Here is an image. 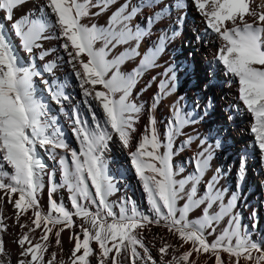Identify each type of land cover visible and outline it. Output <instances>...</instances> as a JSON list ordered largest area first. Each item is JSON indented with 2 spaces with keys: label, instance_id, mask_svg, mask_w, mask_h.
I'll return each instance as SVG.
<instances>
[{
  "label": "snow or ice",
  "instance_id": "snow-or-ice-1",
  "mask_svg": "<svg viewBox=\"0 0 264 264\" xmlns=\"http://www.w3.org/2000/svg\"><path fill=\"white\" fill-rule=\"evenodd\" d=\"M25 3L27 0H0V11L4 12V19L11 22L10 33L0 23V192L13 204L16 223L28 229L16 241L21 249L16 264H91L93 256L97 264H197L202 254L214 257L215 264H241L242 260L244 264H264V241L252 240L242 229L239 215L234 213L237 194L233 193L225 203L227 190L219 187V170L205 181L212 159L211 146L205 148V141L201 140V150L186 161L193 168L187 175H182L183 166L176 168L173 164L176 137L182 135L185 126L195 123L191 114L174 105L172 119L161 139L154 110L175 90L174 72L170 78L161 80L149 109L148 125L135 150L129 152L151 214L140 212L130 198L111 200L119 189L108 172L109 142L115 134L125 148L131 147L132 133L143 111V105L131 100L132 91L142 75L157 66L169 39L167 33H161L158 42L144 53L139 65L130 73H121L120 66L140 56V45L151 36L152 27L170 14V8H186L187 0H175L171 6L164 5L152 12L144 26L133 21L145 9H157L163 0H138L136 4L124 0L111 13L107 25L101 27L89 26L82 20L108 11L117 0H96L95 4L92 0H46L45 7L54 14L55 27L59 28L57 38L64 41L61 47L79 80L83 103L91 113L90 125L78 109L72 110L78 150L69 147L56 117L50 114L49 105L36 95L34 77L42 78V72L34 63L24 66L9 39V35L15 36L23 49L32 54L34 49H42V40L49 38L45 33L53 25L47 14L32 18L31 13H25L14 19L15 12ZM192 3L204 17L206 31L215 34L220 41L215 59L225 73L237 81L238 98L253 118L250 131L264 154V0H192ZM93 7L99 11L91 12ZM177 23L182 24V19ZM97 42H102L100 48L95 47ZM124 45L128 47L119 55L107 59L111 50ZM48 55V51L42 50L38 58L43 60ZM55 67L54 62L49 63L45 71L51 73ZM171 71L166 70L164 75ZM109 72H112L110 77ZM43 83L51 99L64 111V102L70 98L63 85L57 84L53 90L47 81ZM169 84H172L171 89ZM97 85L102 86V90H97ZM92 101L100 110L102 122L93 110ZM192 140L189 137L180 149L190 146ZM38 146L49 148L54 160L57 149L66 153L58 160L61 183L55 181V171L46 172ZM216 147H220L219 141ZM5 166L10 171L5 170ZM45 175L50 178L47 211L41 207L39 198L45 188ZM239 175L243 179V164ZM60 188L67 189L70 207L52 198ZM13 196L17 198L13 200ZM197 210L200 214L190 219V214ZM29 212L30 223H20V218ZM74 217L80 218L82 223L77 225ZM226 218L225 226L217 232ZM5 220L0 205V264H11L3 239L8 228ZM42 225L40 240L33 243L35 238L31 233ZM151 225L166 228L182 242L180 247L190 244V248L177 256L179 248L164 242L158 249L157 261L143 235V230ZM73 227L80 228L83 239L80 235L72 237L75 243L69 259L57 261V253L52 252L46 260L49 234H53V229H57L54 236L59 246L61 232ZM209 236L214 239L210 241ZM93 243L97 249L92 247ZM170 249L171 256L165 260ZM193 253L196 259H191ZM221 253L227 254V260Z\"/></svg>",
  "mask_w": 264,
  "mask_h": 264
},
{
  "label": "bare ground",
  "instance_id": "bare-ground-1",
  "mask_svg": "<svg viewBox=\"0 0 264 264\" xmlns=\"http://www.w3.org/2000/svg\"><path fill=\"white\" fill-rule=\"evenodd\" d=\"M124 0H117L108 11L98 15H90L82 20V23L87 25L95 24L98 27L106 26L108 18L113 11ZM138 0H132L136 4ZM175 0H163V3L157 9H145L144 12L137 16L133 21L134 24L144 26L146 18L152 12L163 8L164 5L171 6ZM46 0H27L22 7H20L14 14V19L25 13H31L32 18L43 17L47 14L50 23L53 27L45 33L48 39L42 40V49H34L32 54L27 53L18 38L9 35V39L13 42L15 50L20 58V62L24 66L35 64L37 70L42 72L41 77H34V85L36 95L49 105L50 114L56 117V122L64 134V139L69 144L70 148L78 150V141L73 133V124L71 120L72 110L78 109L80 114L89 120L92 124L91 113L86 105L83 103V92L79 86V80L75 77L71 65L68 63V57L61 47L64 42L59 37V28L55 27L56 18L50 10L45 7ZM95 4L96 0H92ZM254 6V5H253ZM99 9L93 7L91 12H98ZM183 21L182 24L177 23L178 20ZM0 23L4 24L6 32H11V22L4 19V12L0 11ZM162 32L167 33L169 39L164 47L163 53L157 60V66L145 72L139 79L135 88L132 91L131 100L138 105H143V111L139 114V119L135 124V131L132 133V144L130 148H125L120 142L118 136L113 135L109 142V150L106 153L108 161L109 175L114 178L116 186L119 189L111 200L120 201L122 198H130L135 201L140 212L144 214H151L150 206L147 203L146 194L143 191L142 183L135 173L134 167L131 164L129 152L134 151L136 144L145 131L149 120V109L153 103V97L159 90L161 80H166L175 73V90L171 91L170 95L165 96L154 110V115L157 120V128L161 134V139H164V134L169 121L172 119L173 106L181 108L184 113L191 114L192 120L195 123L184 127L182 135L176 137L174 152L176 155L173 158V164L176 168L184 167L185 171L182 175H187L193 168L187 164L194 153L201 150L200 142L205 141L204 147L211 146L212 159L210 161V168L205 175V181L211 176L217 174L219 170L221 179L219 187L226 189L225 203L235 193L238 196L236 208L234 213L240 217L242 229L246 231L251 239L257 242L264 241V154L261 153L258 145L254 139V134L250 131V125L253 122L252 116L245 111V106L239 100L238 83L235 79L227 75L223 66L215 59L220 41L215 34L206 31V23L204 17L198 12L193 5L192 0H187V7L184 9L170 8V14L156 23L152 27L151 36L144 39L141 43L139 51L140 56L134 60H129L120 66V72L127 75L134 68H136L141 57L157 42ZM102 42H97L96 48H100ZM127 45L117 47L109 52L107 59L111 60L120 52L124 50ZM45 50L49 52L43 60L38 58L40 51ZM85 60L87 57H83ZM54 62L56 67L51 73L45 71V65ZM172 69L165 76V72ZM114 71V69H113ZM112 72L108 73V77ZM106 77V78H108ZM156 79L153 81L152 78ZM60 79L64 80L63 90L70 98L64 102V111H61V106L57 105L52 99L50 93L47 91V86L43 81L48 82V86H52L55 90V85L59 83ZM231 81V83H230ZM149 83L151 84L148 87ZM97 90H102V86L97 85ZM172 84H169V89ZM119 94H117L118 96ZM93 110L96 111L97 117L103 121V117L95 101L91 102ZM192 137L190 146H186L183 150L180 146ZM219 141L220 147H216V142ZM163 151V149H161ZM37 152L46 165V172L55 171V181L61 183V171L58 164L59 157L65 155L64 150L57 149V158L52 159V153L49 148L37 147ZM244 165V176L240 179L241 165ZM5 170H9L5 166ZM45 188L40 194L41 207L47 211L49 205V190L50 178L48 175L43 177ZM8 181L5 180V183ZM203 185H201V191ZM0 205L3 208V215L6 217L7 231L3 234L6 251L11 259V264H16L17 258L21 249L17 245V239L23 232L28 231L27 228H21L16 223V210L9 199L0 192ZM13 196L12 199H16ZM57 202L63 201L66 207H70L69 193L66 188H60L53 194ZM200 211L190 214V219H196ZM31 212L27 216L20 218V223L29 221ZM77 225L82 223L80 218L74 217ZM226 220L217 229L223 228ZM59 226H57L58 228ZM53 229V234H49V248L45 254V259L50 258V253H57V261H67L71 256L75 241L73 236L80 235L79 227L71 229L65 228L60 234V245H56V238ZM43 231L41 228L36 229L31 233L35 239L33 243L40 240ZM145 243L150 247L151 254L159 261L158 249L162 243L166 242L179 248L176 253L179 256L183 251L190 248V244H184L180 247L181 241L177 236L169 232L166 228L156 225H151L149 228L143 230ZM214 239L209 236V240ZM43 243V241H41ZM264 246V244H262ZM92 247L97 249V245L93 243ZM171 249L169 255L165 256V260L171 256ZM223 259L227 260V254L221 253ZM191 259H196V254L193 253ZM215 264V258H209L208 254H202L197 260V264ZM91 264H97L96 257H91ZM244 264V261H241Z\"/></svg>",
  "mask_w": 264,
  "mask_h": 264
},
{
  "label": "rangeland",
  "instance_id": "rangeland-1",
  "mask_svg": "<svg viewBox=\"0 0 264 264\" xmlns=\"http://www.w3.org/2000/svg\"><path fill=\"white\" fill-rule=\"evenodd\" d=\"M64 83V80L60 79L59 83L57 82V84H63Z\"/></svg>",
  "mask_w": 264,
  "mask_h": 264
}]
</instances>
